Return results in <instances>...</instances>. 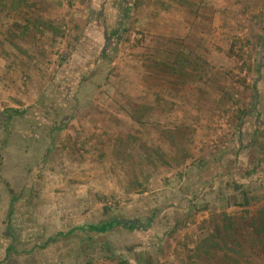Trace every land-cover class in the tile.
I'll return each instance as SVG.
<instances>
[{
    "label": "rangeland",
    "instance_id": "374dc122",
    "mask_svg": "<svg viewBox=\"0 0 264 264\" xmlns=\"http://www.w3.org/2000/svg\"><path fill=\"white\" fill-rule=\"evenodd\" d=\"M0 264H264V0H0Z\"/></svg>",
    "mask_w": 264,
    "mask_h": 264
},
{
    "label": "trees",
    "instance_id": "16d2710c",
    "mask_svg": "<svg viewBox=\"0 0 264 264\" xmlns=\"http://www.w3.org/2000/svg\"><path fill=\"white\" fill-rule=\"evenodd\" d=\"M6 111H7V114H8L9 117H12L15 113H17V111L11 110V109H7ZM115 223L124 225V221H115ZM131 226H133V225H131Z\"/></svg>",
    "mask_w": 264,
    "mask_h": 264
}]
</instances>
